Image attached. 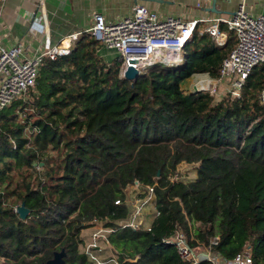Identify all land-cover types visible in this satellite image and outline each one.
<instances>
[{"label": "trees", "instance_id": "trees-1", "mask_svg": "<svg viewBox=\"0 0 264 264\" xmlns=\"http://www.w3.org/2000/svg\"><path fill=\"white\" fill-rule=\"evenodd\" d=\"M233 31L218 44L196 29L182 61L136 79L120 75L118 55L106 60L89 31L47 59L29 96L0 112V264H41L63 247L69 264H94L79 250L94 220L111 227L118 264H191L163 241L176 230L194 247L218 235L212 247L226 258L250 243L253 264H264V62L239 96L214 101L185 85L194 73L220 77ZM182 162L198 164L195 177L183 178ZM136 181L153 188L148 228L117 222Z\"/></svg>", "mask_w": 264, "mask_h": 264}, {"label": "built area", "instance_id": "built-area-1", "mask_svg": "<svg viewBox=\"0 0 264 264\" xmlns=\"http://www.w3.org/2000/svg\"><path fill=\"white\" fill-rule=\"evenodd\" d=\"M4 1L1 0V6ZM42 2L43 0H39L40 15L33 16L30 21L31 29L42 33L44 37L43 46L37 53L27 55L26 46L22 41H16L9 47L0 43V112L19 99H25V96L37 84L45 61L68 54L79 36V33H72L52 43L47 13ZM93 19L94 23L90 32L104 47L116 51L121 62L119 68L121 76H124L129 66H134L141 71L155 63L169 65L179 63L183 60V47L196 29L200 33H209L218 44H223L226 41L227 32L221 30V23L227 24V27L235 30L237 35L236 45L223 58L220 77L216 78L218 82L221 80L226 82V93L239 96L250 73L264 62V14H252L245 9L244 4H240L230 16L219 15L212 18L201 16L184 20L180 16H163L147 5L137 2L133 5L130 14L119 19L107 20L100 12H95ZM196 88L203 89L197 86ZM260 99L264 103V88L261 90ZM145 189L147 193L153 191L151 186ZM140 214L141 212L136 210L134 215H128L130 217L127 223H119L124 219L118 223L138 228L143 222L139 218ZM107 230L110 232L111 228ZM105 240L108 242L107 236ZM163 241L173 245L181 260L191 264H199L203 261L205 264H253L250 243L235 256L226 258L212 247L218 243V235L211 239L209 245H204L201 249L192 246L182 230H176ZM91 245L92 250L86 253L94 264H118L115 255L104 259L94 251L96 248L101 249L98 243L93 242ZM201 255L204 256L201 257Z\"/></svg>", "mask_w": 264, "mask_h": 264}, {"label": "crops", "instance_id": "crops-1", "mask_svg": "<svg viewBox=\"0 0 264 264\" xmlns=\"http://www.w3.org/2000/svg\"><path fill=\"white\" fill-rule=\"evenodd\" d=\"M137 2L147 5L163 16H180L184 20L201 16H230L240 4H244L245 9L254 15L264 14V0H43L50 41L56 43L72 33L90 32L95 12L103 13L110 21L128 15ZM1 7L0 43L9 47L16 41H22L26 46L27 55L37 53L43 46L44 37L42 33L31 29L30 21L33 16L40 15L39 0H5ZM220 28L228 35L227 24L221 23ZM99 52L108 61L117 54L115 50L103 45Z\"/></svg>", "mask_w": 264, "mask_h": 264}, {"label": "rangeland", "instance_id": "rangeland-1", "mask_svg": "<svg viewBox=\"0 0 264 264\" xmlns=\"http://www.w3.org/2000/svg\"><path fill=\"white\" fill-rule=\"evenodd\" d=\"M233 32V35L237 36L235 30ZM225 83L226 82L224 80H221L220 82L216 81V78H212L208 74L196 73L186 80L185 85L187 88H189L190 86L189 90L193 89L195 86H197L198 88H201L202 86L203 89L205 88L213 93L214 101H217L221 97L226 95ZM29 94L30 93L25 96V99L29 96ZM16 102H14L13 104H15ZM197 165V163L182 162L178 166V171L184 179H190L196 176ZM36 167L37 169H40V163H36ZM153 198L154 195L150 192L147 193L145 187L139 182H135L134 184L129 185L126 189V201L129 207L128 215L130 214V216H132L135 214L136 210L140 211L141 214L139 215V218L143 221L140 226H143L144 228H148L150 226L152 218L157 214V208L155 206ZM130 216L119 223H127ZM108 228L111 227H108L107 225H105L104 221L100 220H94L92 224L84 227L81 231L82 241L79 244V250L83 252L91 251L93 247L91 244H93V242H96L101 246V249L99 250L98 248H96L94 249V251L98 252V254H100L103 258H107L113 254L117 256V254L113 252L112 248H110V244H108V242L104 239L109 233V230H107ZM203 246L204 245L199 244L195 247L196 249H201V247L203 248ZM203 256L204 255H201V257Z\"/></svg>", "mask_w": 264, "mask_h": 264}, {"label": "water", "instance_id": "water-1", "mask_svg": "<svg viewBox=\"0 0 264 264\" xmlns=\"http://www.w3.org/2000/svg\"><path fill=\"white\" fill-rule=\"evenodd\" d=\"M139 72L140 71L134 66H129L126 69L124 76L128 79H136ZM194 88L197 89L196 86ZM16 211L18 212L19 216L22 219H25L27 215L29 214L30 209L25 205V202H22L20 205H18V207L16 208ZM65 255H66V251H65V248L63 247L60 250H55L53 256L43 261L41 264H69L65 260ZM137 258L138 256L134 258H129V260L136 261Z\"/></svg>", "mask_w": 264, "mask_h": 264}, {"label": "bare ground", "instance_id": "bare-ground-1", "mask_svg": "<svg viewBox=\"0 0 264 264\" xmlns=\"http://www.w3.org/2000/svg\"><path fill=\"white\" fill-rule=\"evenodd\" d=\"M195 86V85H194ZM202 87V86H201Z\"/></svg>", "mask_w": 264, "mask_h": 264}]
</instances>
